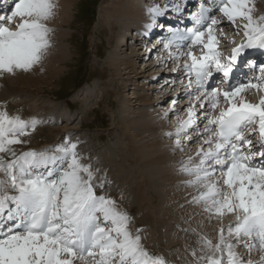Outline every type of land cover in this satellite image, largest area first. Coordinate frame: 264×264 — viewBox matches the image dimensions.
<instances>
[{"label": "snow or ice", "instance_id": "snow-or-ice-1", "mask_svg": "<svg viewBox=\"0 0 264 264\" xmlns=\"http://www.w3.org/2000/svg\"><path fill=\"white\" fill-rule=\"evenodd\" d=\"M58 7V0H15L11 14L0 16V76L30 71L42 61L51 46L48 22ZM214 10L219 18L211 15ZM149 11L152 19L145 27L163 28L156 17L166 9ZM254 12V0H199L191 16L193 26L169 28L162 41L167 59L176 62L172 71L185 70L187 83L182 79L181 85L191 100L184 109L186 117L176 125L175 145L191 139L187 133L197 124V105L206 121L199 132L198 162L189 156L181 164V171L192 177L186 183L202 188L193 202L202 203L210 218L233 214L236 220L228 225L227 235L223 226L219 228L215 243L201 238V251H207L198 259L206 264H264V95L258 103L244 95L251 90L264 93V64L259 65L260 75L246 83L209 85L214 73L228 78L245 49H264V15ZM17 18L15 27H9ZM225 20L237 34L243 29L244 39L222 62L219 45L228 39L221 27ZM157 60L163 63L164 57ZM248 63L255 67L253 61ZM176 103L173 99L164 116L176 111ZM37 124L36 119L0 111V264H166L148 253L139 234H132L127 213L97 194L96 173L90 163L82 162L76 142L17 153L14 146L26 143L22 137ZM104 183L101 178L99 187ZM241 243L249 253H261L258 262L237 253Z\"/></svg>", "mask_w": 264, "mask_h": 264}, {"label": "bare ground", "instance_id": "bare-ground-1", "mask_svg": "<svg viewBox=\"0 0 264 264\" xmlns=\"http://www.w3.org/2000/svg\"><path fill=\"white\" fill-rule=\"evenodd\" d=\"M149 1L150 0H116V2H114L113 0H111V1H108L107 5H102L100 10H99L100 17H99V24H97V25H101V26L103 25L104 26V24L106 23V25H108L109 28L113 29V25L115 23L116 24L119 23L120 27H122V30H123V33L117 39V46L119 49L117 48L116 50L110 51L108 53V55L105 57L104 62H106L110 67L111 81H112V83H115V86L117 88L116 92L121 97L119 99L120 100L119 103H121V101H122V103L120 105L121 106V109H120L121 110V113H120L121 117L118 119L117 122H119V124H117V125H118L119 130L122 133L120 138L123 141H125V140H127V141H125L124 144H122V141L118 140L119 142L117 143L118 144L117 146L123 147V148L125 147L124 150L122 148L121 150H123V151L118 152V154H117V152L114 153V150H117V149H113L114 145L113 146L110 145L111 151H108L109 149L106 150L108 152L101 150V151H104L103 153H105V152L106 153L104 156H100L101 158L103 157V159H102L103 162H102V160L99 159L100 157H98L96 159L97 160V163H96L97 167H99L100 169H99V174L96 175V180H94L93 183H94L96 189L98 190V192L96 191L97 193H99V194L102 193V195H105V197L111 198L112 200L115 201V207L118 211L123 212V213H127V215L130 217L129 225H128L129 230L132 232V234L134 233V235L139 234L141 237V242L143 240L142 234L147 230V227L148 228H150V227L149 226L144 227V229L142 230L141 227H143V226L140 227V225H142V224H140V220H139L140 215H137V216H139V217H137L136 215L132 214V212L134 211V209H133L134 205L140 204V203L141 204L147 203V209L142 210L140 213L144 214L145 216L144 215L143 216L145 218L147 216L148 220L152 219V221H150V226L152 227L153 231L157 232V231L165 230L168 233V237H169L170 242L172 240V244L175 243L174 246L178 245L179 248L182 249V251L186 250V252L188 253V254L186 253L185 255L181 254V257L183 258L182 261H180V259L178 260V258H174L175 260L172 261V263H170V264H173V263L174 264H179V263L180 264H199L200 262L202 263L203 260H198V257L201 255H204V253H202L200 248H199L201 241H199L198 239L200 237L202 238L203 235L204 236L206 235L210 238V236H212V232H214V231H217V235H218V230L221 226H223V221L218 220L217 217H215V216H211V218H210V214L204 211V206L202 203L193 202V197L199 195V192L202 190V188L201 187L198 188L197 189L198 192H196L195 185L193 186V185H189L188 183H186V181H188L189 179L187 177H185L186 173L179 170L180 162L178 161V158L177 157L173 158L172 155L169 154V152L162 150V147L160 145V140H162V139L157 137V139L155 141H153L151 144H149L148 142L146 143L145 136L144 137L142 136V134H144L145 131H153L154 132L157 128H160V129L163 128V127H159V126L167 124L166 123L167 118H166V116H164V112L166 109H164L163 112L158 110L161 112V115L159 114L158 111L154 112L153 109H154V105H156V103H160V102L164 103V100L166 98L165 97L166 94L169 95L170 91H171V93H173L172 88L175 87V83L170 84L172 86V88L169 91L164 90L161 93V96L157 97L156 99H153L152 96H149L147 93L148 91L153 90L151 88V86L148 85V83H146L145 85H140L138 83L139 80L142 79L145 75V74H143V72H145L148 68L146 67V64H145L144 69L139 71V67L142 66V63H140L139 60H138V62L134 61L133 57L134 56H139V57L142 56L141 58L143 59V56H145L148 53L152 54L154 50L156 51L158 47H161L163 45L162 41L164 38V34H163L164 31H161V29H158L159 26L154 27L151 30H149L145 27L147 24L151 23L152 14L149 11L150 9H152L154 7L166 9V12L163 16L156 17L157 25H161V24L162 25L163 24L170 25V22L167 21L170 19H172L173 22H177L180 20L179 17L176 18V17L172 16V15L179 16V12H175L172 10L173 8H175L177 6L176 0H171V1H169V0H153L154 2H152V3H150ZM182 1L180 2V8L189 6L191 3H193V2L196 3L199 0H186L188 2H186V1L182 2ZM75 2H76V0H58L59 7L57 9V14L52 20H50L48 22L49 27L52 29V32L50 33L51 46L49 47L51 49L49 53H51V54H49V55L51 58L55 59V61H54V60L49 58V62H56L57 60H60L63 57V54L65 53L64 50H63L64 52L62 51V49H64V48L63 47L58 48V45H57L59 37H61V36L65 37V33L60 32L59 29H60V27L63 26L64 23H68V21L70 19V14H71V11L74 7ZM110 2H114V3L109 4ZM170 2H173L174 6L171 7ZM254 2H255L254 15L258 16L257 9H259L260 11H263L264 8H263V5L260 4L261 3L260 0H254ZM1 3L3 5L1 8L4 9V10H2L4 12V11L11 10L12 8H14L15 0H0V4ZM211 15L216 16V10H214L213 13H211ZM220 15L221 14L219 13V15L216 17L219 18ZM172 21H171V23L173 24ZM13 22L14 23L18 22V19L14 20ZM224 23H228V22L223 21L222 24H224ZM140 31H141V33H139ZM137 32L139 34H136ZM227 36H228V38H230L229 35H227ZM158 37H159V41L157 40ZM132 38H135V41H136L135 46L136 47L131 49V52H130L131 55H126L124 57H121L123 51L126 50V48L128 47V44L130 42V39H132ZM152 38H156V40H154V42H153V45L150 47L153 50L151 52H149V51H147V48L145 47L143 49H146V50H144V52L141 53L140 50H142V47H138V46H145V44H147L146 39L150 40ZM230 41H232V40L231 39L222 40L220 44L225 43L222 45L226 48H229V45H227L226 42H230ZM148 44H149V42H148ZM233 47H235V45H231V49ZM226 48L223 50L224 52L227 51ZM256 49L261 50L259 48H256ZM248 51H249L248 49H245L244 53L247 54ZM261 52H262V50H261ZM158 56L164 57L163 63H160L156 58V65H158L159 67L162 66V68H160L161 69L160 72H162L164 70V67H166V65L168 67L165 68L166 70H164V72H168L167 69H169L171 60L167 59V56H168L167 50H165V49L161 50V53L157 54V57ZM253 59H254L253 62L254 63L256 62L258 65V68H257V72H258L259 71V65L264 64V57L260 58L258 56H255V57H253ZM142 61L143 60H141V62ZM175 63L176 62L171 63L172 69L176 67ZM153 68L155 69V71L153 70L154 72L151 75H149V78H148L152 81L157 80L158 77H156V75L159 73L156 70L155 65L153 66ZM172 69H170V71H172ZM179 71H180L179 68H177L176 71H173L172 75H174L175 73H177ZM182 72H179V74H180L179 77L181 76ZM257 72H255V73H257ZM49 73H52L51 76L47 75L49 78L50 77L51 78H54V77L57 78V77H59L57 75L61 72L56 67L51 66ZM183 74H184V72H183ZM160 75H161V73H160ZM171 76H167V77L171 78ZM119 77H124L126 80L125 81L126 83H123V84H122V82L119 83L117 81ZM124 78H122V79H124ZM169 78H167V80H169ZM25 80H30L33 83H35V81H36V79L34 77L27 76V75L21 76L18 78L19 83H24ZM0 84L2 86H4L3 90L0 91V101H4L6 99H10L13 96H15L14 95L16 93L15 92L16 91L15 85H14L15 79L8 77V76H6V77L1 76L0 77ZM128 85H130L131 87H132V85H134L133 94L131 93L132 90L129 91L128 93L125 92V94H123L124 87L128 86ZM168 85L169 84L163 85V87L165 86L166 89H169L170 87L168 88ZM161 86H159V88H161ZM154 88H156V87H154ZM182 88H181V86H179L178 89H180V90L178 92L173 93L172 97L179 94L181 92ZM142 90L144 92H142ZM159 90H162V89H159ZM256 93L264 95V93H258V92H256ZM163 94H164L165 98L162 96ZM174 98L177 99L176 97H174ZM152 99H153V102L151 101ZM136 102H138L139 107H141L140 110H138V111H136L138 108H134V106H135L134 104ZM11 103L13 104V109L18 108L16 111H14V113H15V115H19V116H23V114H25L27 112L36 113V111H38L37 109L39 108V106L41 104L45 105V103H41L38 107H36L33 105H28L26 101H18V102H11ZM122 107L124 109H122ZM183 107H181V108L178 107V108L180 110H182V109H184ZM198 110H200V109H198ZM152 112H153V118L151 119L147 116H151ZM39 113L41 114L40 111H39ZM201 113H202V110H201V112L197 113L198 120H197L196 128H195V126L190 128L187 135L191 134L193 132V130H197V133L195 134V136L196 137L199 136L200 128L198 129V126L202 122ZM175 114H176V112L175 113L170 112L168 116L173 115V117H174ZM171 118H172V116H170L168 118L169 122H170ZM124 121H127V123L125 124ZM41 129H43V128H41ZM50 129L56 130V134L52 133V135H50L52 140L55 139L59 135V133H61V137H63L65 134V131L70 130V128H68V127H67V129L65 127H58V128L55 127V129L51 127ZM164 131L166 133L168 132V130H164ZM41 132L42 131L36 127L35 131H32L31 134L29 136H27L26 138H29L32 141V143H34L35 142L34 140H36L39 136H41V134H42ZM53 132H55V131H53ZM112 135L116 136V137L119 136V134L115 135L114 133H112ZM193 135L194 134H192L190 136L191 139L189 140V143L192 142V140L196 139V137H193ZM48 136L49 135H47V137ZM101 137H102V135L99 136V138H101ZM110 137L112 138V136H110ZM160 137H162V136H160ZM164 138H169V136H166ZM169 140H171V139L169 138ZM171 144L172 143L166 144V145H170L168 149L172 148ZM187 145H189V144H187ZM119 147H118V149H119ZM174 147L176 148V150L180 154H183V152H184L183 148L177 147V146H174ZM197 147H195V151L192 153L193 157L196 156ZM192 148H193V146H192ZM76 151H77L78 155L82 158V162L90 163L92 165V163H91L92 160H90L88 162V160L86 158V155H87L86 152L88 153V151H89V150L87 151L86 147L81 148V146H77ZM96 154H94V156ZM180 156H182V155H179V157ZM88 157H91V156L89 155ZM92 158H93V156H92ZM124 162L126 163L125 165H123ZM121 165H123V166H121ZM165 166H167V169H164ZM168 166H169L170 170H168ZM101 178H104V180H105L103 188L98 187ZM191 179H192V177H191ZM182 182H184V184L181 185ZM127 205H131V206L127 207ZM227 217L228 218H226V219L230 218V220H231V218L235 217V216H230V217L227 216ZM144 221L147 223V220H144ZM141 222H142V220H141ZM225 222H226V220H225ZM227 223H228V221H227ZM230 224H231V221H230ZM224 225H227V224L224 223ZM137 229L140 230L138 233H137ZM176 230H178V232L179 231L181 232V234L178 233L179 236L176 233ZM203 233H206V234H203ZM144 234H146V233H144ZM174 234H175V236L177 235L176 238L174 237ZM186 235H189L188 237H193L192 240H194V242L191 243L190 245H188L187 242L186 243L184 242V240L186 239V238L184 239V237H186ZM225 235H227V234H225ZM143 237H144V235H143ZM181 238H182V240H181ZM217 238L218 237H216V239ZM147 240L149 241L150 239H147ZM214 240H215V238L213 239V242L215 243L216 240L215 241ZM232 240H233V242H235V237H233ZM144 245H145V243H144ZM151 245H153V244H151ZM197 245L199 247H197ZM242 245L239 244L236 247V251L238 254H240V250L242 248ZM162 247H163V245H162ZM193 250H196V252H197L196 256L192 255ZM148 251L150 252V255H153L155 253L152 250V248H149ZM199 252H201V253H199ZM209 254H211V253H209ZM165 257H162V258L165 259ZM168 257H170V255ZM195 259H197V260H195ZM178 261H179V263H178ZM169 262H171V260L168 261V263Z\"/></svg>", "mask_w": 264, "mask_h": 264}, {"label": "rangeland", "instance_id": "rangeland-1", "mask_svg": "<svg viewBox=\"0 0 264 264\" xmlns=\"http://www.w3.org/2000/svg\"><path fill=\"white\" fill-rule=\"evenodd\" d=\"M108 1H111V0H76V2L74 3V7L71 11L70 19L68 23H64L63 26L60 27L59 29L60 32L65 33V37L64 36L63 37L61 36L62 38L59 37L58 42H57L58 48L63 47L64 49H62V51L63 50L65 51V53L63 54V57L60 60H57L56 62H49V58L54 61L55 59L50 57L49 54L51 53L49 52L51 49L48 48L42 61L39 64L35 65L30 71L24 72V71L17 70L15 74L6 73L3 75L5 77L8 76V77L15 79L14 85H15L16 93L14 94L15 96H13L12 98L6 99L4 101H0V111H7L9 115L15 116L14 111H16L18 108L13 109V104L11 102L26 101L28 105H33L36 107H38L41 103H45V105L41 104L39 106L40 109L38 108L37 109L38 111H36V113L27 112L23 114V116H21V118H23L24 120L36 119L38 121L37 128L42 131L41 132L42 134L36 140H34L35 141L34 143H32V141L29 138L22 137V139H24L26 143L14 146L16 148L17 153L23 151L26 148H27V151L34 150L35 148H39V147H46V146H52L55 148V146L62 145L65 143V141L70 140L72 142H76L77 146H81V148L86 147L87 151L89 150L88 153L86 152L87 154L86 158L88 162L92 160L91 163L93 165L92 166L93 171L96 173V175H98L99 171L97 170L100 169L99 167H97V164H96L97 163L96 159L98 157L104 156L106 152L111 151L110 148L113 145H114L113 149H117V150H114V153L117 152L118 154V152H121L124 150L125 147L123 148V147L117 146L118 145L117 143L119 142L118 140H121L122 144H124V142L127 141V140L123 141L120 138L122 133L119 130L118 125H117L119 124V122L117 121L121 117L120 115L121 106L120 105L122 101L121 103H119L120 102L119 99L121 97L116 92L117 88L115 86V83H112L111 81L110 67L106 62H104L105 57L108 55V53L118 48L117 39L123 33V30H122V27H120L119 23L117 24L115 23L113 25V29L109 28L108 25H106V23L104 24V26L97 25L99 24V17H100L99 10L102 5H107ZM113 1L116 2V0H113ZM181 1L182 0H176V2H179V3ZM185 1L186 0H183L182 2H185ZM260 1H261L260 4L263 5V8H264V0H260ZM114 2H110L109 4H113ZM149 2L152 3L154 1L150 0ZM193 3H191L190 5H192ZM198 4H199V1H198ZM12 9L10 10L9 15L11 14ZM257 11H258V16L264 15V10L260 11L259 9H257ZM218 15H219V12L216 10V16ZM225 22L227 21L225 20ZM15 23L12 22L11 24H8L7 22L8 26L13 27V28L15 27ZM221 27H223L226 35L230 36V38L228 39H231L232 41L226 42V44L229 45V48H226L222 45L225 43L220 44L219 50L220 52H224L223 50L226 48L227 50L226 52L227 53L229 52L227 56H229L231 52L230 50L231 45L236 46V44L240 43L244 39L243 30L241 29L239 34H237L233 26L228 23L222 24ZM139 33H141V31ZM139 33L137 32L136 34H139ZM154 40H156V38H152L150 40L146 39L147 44H145V46H138V47H142V50H140V52L143 53L144 50H146V49H143L145 47L147 48V51H148V49H150V47L153 45ZM135 45H136L135 38L130 39L128 47L126 48V50L123 51L121 57H124L126 55H131L130 54L131 49L135 48L136 47ZM163 49H164L163 47L162 48L158 47L157 50L156 51L154 50L152 54L148 53L145 56H143V59L141 58L142 56L133 57L134 61L138 62L139 60V62L142 63V66L139 67V71L144 69L145 64H146V67L148 68L145 72H143V74H145L146 76L144 75V77L140 79L139 82L138 81L137 82L140 85H145L146 83H148V85L151 86L153 90H150L147 93L149 96H152L153 99H156L157 97L161 96V93L164 90L169 91L172 88L170 84H172L173 80H175V87L172 88L173 93L178 92L180 90L178 89L179 86H181L182 88L181 79H183L184 81H187V77L184 76L181 70L179 71V72H182L180 77H179L180 75L179 72L172 75L173 71H170V69H172L171 65L169 66V69H167L168 72H164V70H166L165 69L166 67L164 66H163L164 70L160 72L161 70L160 68H162V66L159 67L158 65H156V58H157V54L161 53V50ZM141 60L143 61L141 62ZM173 62L175 61L171 60V63ZM154 65H155L156 70L159 73L156 75V77H158L157 80L152 81L148 78H149V75H151L155 71V69L153 68ZM51 66L56 67L57 69L60 70L61 73L57 75L59 77L57 78L48 77V76H51L52 74V73H49ZM257 73H259L260 75V71H258ZM25 75L34 77L36 79L35 83H33L30 80H25L24 83H19L18 78L21 76H25ZM171 75H172L171 78L167 77ZM166 77L169 78L170 81L167 80ZM122 78L124 77H119L117 81L119 83L122 82V84L126 83L125 78L124 79ZM167 84L170 85V86L168 85V88L170 87L169 89H166L165 86L163 87V85H167ZM159 86H161V88H159ZM3 88L4 86L0 84V91L3 90ZM133 88H134V85H132V87L130 85L125 86L123 94H125V92L128 93L131 90H132L131 93L133 94ZM159 89H162V90H159ZM142 92L144 91L142 90ZM184 92H185L184 89H181V92L177 94L176 96H174L177 99L172 97L173 93H171V91L169 92V95L168 94L165 95L166 98L164 97V94H163L162 96L165 98L164 103L162 102L156 103V105H154L153 111L156 112L160 110L163 112L164 109L166 110L167 108L170 109L172 107V100L175 99L177 100V103L175 105V108H176L175 116L176 117L175 116L173 117V115H170L172 116V118L170 119V122L168 119L170 116H168L166 117L167 124L166 125L164 124L165 126L164 125L159 126V127H163L162 129L157 128L154 132L145 131L144 134H142L143 137L145 136L146 143L148 142L149 144L155 141L157 137L162 139L160 140V145L162 147V150L169 152V154H171L173 158L174 157L178 158V161L180 162L179 170H181V164L185 162L189 156H192V153L195 151V147L199 146L200 144L199 136L197 137L195 136L197 130H193V132L191 134H188V136H191L192 134H194L193 137H196V139L192 140V142L190 143H189V140L187 141L185 140L183 142L181 146V148L184 149L183 154H180L174 147L176 146L175 145L176 137L174 134L176 125L180 117H186V113L184 112V109L191 102V100L184 98V97H187L186 95H184V97L181 96L184 94ZM249 92L244 94L246 95L245 97L252 103H258L261 94H257L254 90H251ZM153 99L151 100L152 102H153ZM134 105H135L134 108H138L136 111L140 110L141 107H139L138 102H136ZM183 105L185 106L183 107ZM178 107L180 108L183 107L184 109L180 110ZM197 108L199 109V106ZM122 109L124 108L122 107ZM39 111L41 112V114L39 113ZM160 111L158 112L161 115ZM147 117L152 119L153 112L151 113V116H147ZM201 118H202L201 123L203 124H199L198 127H200V129L202 130L204 127V122H205L202 113H201ZM124 123L126 124L127 121H124ZM51 127L54 129L55 127L57 128L65 127L67 129L68 127L70 128V130H66L63 137H61V133H59V135L55 139L52 140L50 135H52V133L56 134V130H51L50 129ZM164 130H168L167 133L172 132L173 135L172 136L167 135V133ZM112 133H114L115 135L119 134V136L117 137L113 136ZM47 135L49 136L47 137ZM100 135H102L101 138H99ZM110 136H112V138ZM166 136H169L171 140H169V138H164ZM167 143H172L171 144L172 148L168 149L170 145H166ZM122 148L123 150H121ZM101 150H104V151L108 150V151L103 153L104 151H101ZM88 154L91 157H88L89 156ZM94 154L96 155L94 156ZM179 155H182V156L179 157ZM6 158L8 157L6 156ZM99 159L102 160L103 157L102 158L100 157ZM193 159L194 161L198 162V158L196 156L193 157ZM125 162L123 165L127 163ZM164 169H167V166H165ZM168 170H170L169 166H168ZM185 177H187L188 179H191V177L188 176L187 174ZM182 184H184V182H182L181 185ZM195 187H196V192H198L197 189L200 188V186L195 185ZM96 191L98 192L97 189ZM99 195H102V193ZM128 206H131V205H127V207ZM133 209L134 211L132 212V214L136 216L140 215V217L139 216L137 217H139L140 224H142L140 225V227L143 226L141 227L142 230L144 229V227H147V226L150 227V228L147 227V230H146L147 232L146 231L144 232L146 234L144 233L142 234V239H143L141 242L142 246H144L145 249L147 248L148 250L149 248H152V250L155 252L153 256L155 255L159 257L166 256L164 260L167 264L172 263V261L175 260L174 258H178V260L180 259V261H182L183 258L181 257V254L185 255L187 253L186 250L182 251V249L179 248L178 245L174 246L175 243L172 244V240L170 242L168 233L165 230H161L157 232L153 231L152 227L150 226V221H152V219L148 220L147 216H146L147 218L146 219L144 217L145 215L140 213L142 210L147 209V203L136 204L133 206ZM227 216L230 217L234 215L227 214L223 218H217L218 220L223 221V227L226 230L225 234H227V227L230 224V221L231 223H233V220L235 221L234 219L235 217H232L230 220V218L226 219L228 218ZM224 219L226 220V222ZM144 220H147V223ZM224 223L227 225H224ZM176 233L181 234V232L180 231L178 232V230H176ZM203 234H206V233H203ZM189 235H186V237H184V239L186 238L184 242L185 243L187 242L188 245L194 242V240H192L193 237H188ZM176 236L174 234L175 238ZM202 237H204V235ZM216 237H218L217 231L212 232V236H210V239L213 240L215 238V240L217 241L218 238L216 239ZM147 239H150V240L148 241ZM198 240L201 241V237ZM158 241L159 242L161 241L160 242L161 244ZM162 245L164 248L162 247ZM197 247L199 246L197 245ZM203 247L204 246L202 245V241H201L200 247H199L200 250ZM242 249L246 250L244 249V247H242ZM206 251L207 249L201 252L205 254ZM148 253L150 254L149 251ZM169 255L170 257H168ZM259 258L260 256L253 258V260L258 262ZM244 259L247 260L249 258L247 259L244 258ZM170 260L171 262L168 263V261ZM205 262L206 261L203 260V262L202 263L200 262V263L206 264Z\"/></svg>", "mask_w": 264, "mask_h": 264}]
</instances>
